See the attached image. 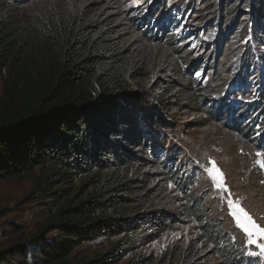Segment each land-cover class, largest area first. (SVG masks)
I'll use <instances>...</instances> for the list:
<instances>
[{
    "label": "trees",
    "instance_id": "1",
    "mask_svg": "<svg viewBox=\"0 0 264 264\" xmlns=\"http://www.w3.org/2000/svg\"><path fill=\"white\" fill-rule=\"evenodd\" d=\"M65 1L0 0V179L38 170L36 190L61 202L29 240L0 249V264H116L142 243L151 224L158 230L177 217L196 225L199 244L222 264H262L240 250L223 219L208 215L205 198L192 194L200 174L185 168L180 176L165 137L170 113L197 97L212 121L264 153V80L261 100L232 103L234 92L210 99L209 83L201 88L192 74L199 67L215 75L225 28L233 39L264 43V0H193L197 24L187 32L200 46L204 28L219 24L217 41L196 58L185 43L157 59L144 46L178 43L173 34L155 32L150 16L144 41L133 45L122 31L133 19L122 14L121 0L102 2L99 10H108L99 14L96 2L70 7ZM33 4H41L35 18L24 10ZM242 52L247 61H264L252 46ZM111 236L117 238L104 252L77 258L85 242ZM198 249L180 251L182 264H203ZM168 259L144 256L126 264Z\"/></svg>",
    "mask_w": 264,
    "mask_h": 264
},
{
    "label": "rangeland",
    "instance_id": "2",
    "mask_svg": "<svg viewBox=\"0 0 264 264\" xmlns=\"http://www.w3.org/2000/svg\"><path fill=\"white\" fill-rule=\"evenodd\" d=\"M104 1L109 0H71L68 6L90 5L96 2L97 6L94 9L99 14L108 10H99ZM121 2L124 9L122 14L127 15L128 19H133L132 27L126 29L122 27L123 32L127 30L126 35L129 34L133 45L141 46V42L144 41L141 33L149 28L145 22L149 16L153 22L151 27L155 29V32H159L160 35L168 32L176 37L178 46H172L169 43H150L144 46V50L152 59L162 58L172 49L182 47L185 43L187 45L183 47H188L187 52L192 53L193 58H196L204 46L217 41L222 31L219 24L211 30L204 28L201 34L203 43L200 46L196 39H192L194 34L187 31L190 28H196L194 25L197 24V19H194V16L198 9L196 3L193 7L190 5L193 0H121ZM40 8L41 4L24 6L25 13L32 18H35L33 14ZM164 11L167 13L165 23L155 27V20ZM224 32L227 37L222 39L221 50L216 52L215 75L212 78L206 76L199 67L193 69L192 74L199 81L201 88L209 83L208 98L210 99H217L219 95H226L231 91L235 93L233 96L230 95L229 101L232 103L261 100L257 95L263 87L261 84L264 80L263 57L253 58L255 61H247L242 51L245 46H252L253 53L263 54L261 52H264V46L261 44L264 43L261 41L253 43L251 38L241 42L238 38L233 39V31L229 32L225 28ZM183 51L184 49H181V52ZM182 59L185 60V57ZM245 81L248 87L243 85ZM180 83L188 88L189 84L184 79H180ZM196 90L197 94H203L198 87ZM250 90L252 91L249 93ZM2 94L3 79L0 78V97ZM169 116L171 128L165 137L168 143L167 154L175 157L176 166H180V176L187 173L183 170L185 168L196 170L200 174L192 188V194L205 198L208 215L223 219V228L235 237L238 247L246 256H257L264 264V255L248 254L249 252L259 253V249L255 245L247 244V235L237 224L235 216L232 215L233 209L227 204L229 198L233 199L237 211L243 209L257 224L264 227V184L260 183L264 180V170L257 163V161H264V155L258 157L256 153L260 151L254 150L244 141L237 139L230 130L212 121L200 107L197 97L189 103H181L180 109L171 112ZM210 158L214 159L223 171L224 182L231 191V197L224 191L218 190L207 173L206 168L211 167ZM38 175L39 171L36 170L34 173L20 177L0 179V249L8 248L22 240H29L36 234L40 224L51 219L54 211L61 205V202L44 198L40 191L36 190L35 182ZM171 190L173 191L172 188ZM180 204L176 203V206ZM240 215L241 219H244L243 213ZM179 218L181 217H177L175 224L170 226L164 223L159 229L157 228L158 230H154L156 227L151 224L152 228L143 233L142 243L136 245L123 260L116 264H126L144 256L163 260L169 258L166 264H171V259L173 264H182L179 252L189 250L193 246H197L198 253L203 255L201 257L203 264H222L212 248L199 244L196 225L186 219L181 223ZM21 227L23 229H20ZM116 238L111 236L85 242L77 248V258L91 257L104 252ZM24 262L28 261L21 259V263Z\"/></svg>",
    "mask_w": 264,
    "mask_h": 264
},
{
    "label": "snow or ice",
    "instance_id": "3",
    "mask_svg": "<svg viewBox=\"0 0 264 264\" xmlns=\"http://www.w3.org/2000/svg\"><path fill=\"white\" fill-rule=\"evenodd\" d=\"M256 155L259 157L264 155V153L257 152ZM211 167H207L206 171L209 174L211 180L215 183V187L218 190L224 191L229 197H231V191L227 188V185L224 182V173L217 166V162L214 159H209ZM260 168L264 170V161H257ZM260 183L264 184V180H261ZM229 207L233 209L232 215L235 216L236 222L243 232L247 235V244L255 245L259 249V253L249 252V255H264V242H259L264 240V227H261L257 224L251 215L248 212L240 209L236 210V204H234L233 199L229 198L227 200ZM240 213H243L244 219H241ZM246 221V222H245ZM235 239V237H233Z\"/></svg>",
    "mask_w": 264,
    "mask_h": 264
}]
</instances>
